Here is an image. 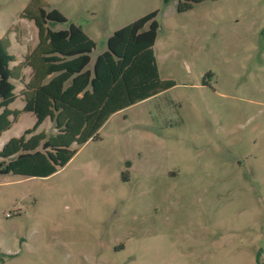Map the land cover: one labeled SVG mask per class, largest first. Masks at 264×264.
I'll use <instances>...</instances> for the list:
<instances>
[{"label": "rangeland", "instance_id": "1", "mask_svg": "<svg viewBox=\"0 0 264 264\" xmlns=\"http://www.w3.org/2000/svg\"><path fill=\"white\" fill-rule=\"evenodd\" d=\"M29 1L0 0L13 56V33L35 28L19 15ZM176 1L41 0L93 52L155 9L157 72L173 84L110 113L53 172L0 173V264H264V0ZM33 121L20 111L0 146Z\"/></svg>", "mask_w": 264, "mask_h": 264}, {"label": "trees", "instance_id": "2", "mask_svg": "<svg viewBox=\"0 0 264 264\" xmlns=\"http://www.w3.org/2000/svg\"><path fill=\"white\" fill-rule=\"evenodd\" d=\"M201 0H177L176 10L189 9ZM156 10L152 9L115 28L106 37L91 68L86 67L94 41L80 26L67 21L55 7L45 8L41 0H30L19 15L37 27V44L24 56L31 75L24 83V103L10 109L14 99L11 78L19 76L21 65H9L5 32L0 36V132L8 128L20 111H30L34 121L18 136L0 146V173L44 176L63 165L78 145L97 130L107 116L128 104L146 98L173 84L160 78L152 45L156 36ZM66 27L52 29L55 22ZM8 31V30H7ZM23 62V63H24ZM48 117L51 134L34 131Z\"/></svg>", "mask_w": 264, "mask_h": 264}, {"label": "crops", "instance_id": "3", "mask_svg": "<svg viewBox=\"0 0 264 264\" xmlns=\"http://www.w3.org/2000/svg\"><path fill=\"white\" fill-rule=\"evenodd\" d=\"M27 19V18H26ZM27 20H30V21H32L31 19H27ZM33 22V21H32ZM70 22H72V21H70ZM72 23H74V22H72ZM34 24V23H33ZM74 24H76V23H74ZM66 25H67V23L65 24V25H59L57 22H55V23H52L51 25H50V27L52 28V29H59V28H64V27H66ZM76 25H78V26H80V28L82 29V31L85 33V34H87V36L88 37H90L93 41H94V39L92 38V36H90V34L87 32V30H85L84 28H82V26L81 25H79V24H76ZM34 26H35V24H34ZM10 33H11V30H8ZM13 33V32H12ZM110 33H107V34H105V45H104V47L103 48H101L100 50H97V51H95V52H93L94 50H95V41H94V45H93V47L90 49V51L88 52V56H89V60H88V62H87V64H86V67H88L89 69L91 68V66H92V63H93V60H94V58H95V56L99 53V52H101L102 50H104L105 48H106V37L109 35ZM13 35H14V39H15V41H16V43L18 44V52H17V55L16 56H13V60H11L10 62H9V65H17V64H19V65H21V67H20V71H19V76H17L16 78H11L10 80L12 81V83H13V93L15 94V96H14V98L15 97H18L19 98V100H20V107L19 108H15L14 110H16V109H20L21 107H22V105H23V103H24V97H23V95H22V91H23V89H24V83L29 79V77H30V75H31V73H32V71H31V67L28 65V64H26L24 61H25V59H24V56L25 55H27V54H29V53H32L33 54V52L35 51H33L32 52V50L34 49V47L36 46V44H37V40H38V37H37V27L35 26V28H34V30H33V32L31 33V34H29L28 36H24V37H21V35L17 32H15V33H13ZM7 37H8V35H7ZM9 40V39H8ZM154 42H155V39H154ZM154 42H153V45H154ZM152 45V46H153ZM8 47H9V45H8ZM8 49V48H7ZM33 56H36V58H37V55L36 54H33ZM24 62V63H23ZM13 101V100H12ZM11 101V102H12ZM10 102V103H11ZM9 105V104H8ZM9 107V106H8ZM19 113V112H18ZM32 113V112H31ZM112 113V112H111ZM33 114V113H32ZM15 119V118H14ZM44 119H48V121L51 123V121H50V119L48 118V117H45ZM43 119V120H44ZM42 120V121H43ZM14 121V120H13ZM12 121V122H13ZM41 121V122H42ZM11 122V123H12ZM40 122V123H41ZM40 123L37 125V127L40 125ZM11 125V124H10ZM36 127V128H37ZM53 127V126H52ZM36 128H35V130L34 131H36ZM7 129V128H6ZM5 130V129H4ZM2 132V131H1ZM0 132V133H1Z\"/></svg>", "mask_w": 264, "mask_h": 264}]
</instances>
